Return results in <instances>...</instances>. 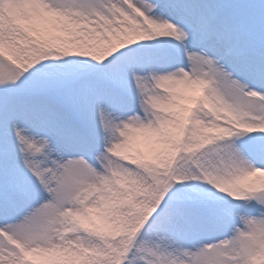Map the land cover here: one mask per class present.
Returning <instances> with one entry per match:
<instances>
[{
    "label": "snow or ice",
    "instance_id": "snow-or-ice-1",
    "mask_svg": "<svg viewBox=\"0 0 264 264\" xmlns=\"http://www.w3.org/2000/svg\"><path fill=\"white\" fill-rule=\"evenodd\" d=\"M0 264H264V0H0Z\"/></svg>",
    "mask_w": 264,
    "mask_h": 264
}]
</instances>
